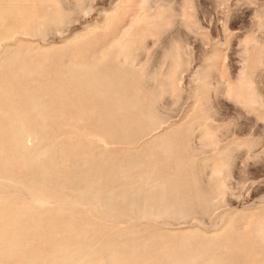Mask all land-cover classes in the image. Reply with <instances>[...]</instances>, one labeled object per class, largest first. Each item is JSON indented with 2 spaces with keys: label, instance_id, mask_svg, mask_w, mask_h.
<instances>
[{
  "label": "rangeland",
  "instance_id": "obj_1",
  "mask_svg": "<svg viewBox=\"0 0 264 264\" xmlns=\"http://www.w3.org/2000/svg\"><path fill=\"white\" fill-rule=\"evenodd\" d=\"M0 121V264H264V0H0Z\"/></svg>",
  "mask_w": 264,
  "mask_h": 264
},
{
  "label": "bare ground",
  "instance_id": "obj_2",
  "mask_svg": "<svg viewBox=\"0 0 264 264\" xmlns=\"http://www.w3.org/2000/svg\"><path fill=\"white\" fill-rule=\"evenodd\" d=\"M2 21H3V19H2ZM95 76L96 77H98V75L97 74H95ZM80 77H83V76H80V75H77L76 76V78H77V83L79 84V85H91V84H94V85H96L97 86V88H99V87H102L103 85H105L106 84V82L105 81H103V80H101V79H92V80H86L87 79V77H85V78H80ZM99 78V77H98ZM83 81H85V82H83ZM7 91H8V89H7ZM68 100V99H67ZM4 103V102H3ZM36 109V108H35ZM26 113V112H25ZM27 114V113H26ZM1 122V121H0ZM21 127V126H20ZM19 127V128H20ZM22 129V128H21ZM98 129V128H97ZM1 133V132H0ZM15 135V134H14ZM3 137H4V135H3ZM11 144V143H10ZM15 145H17L16 143H15ZM14 147V146H13ZM45 169H47V168H45ZM43 171H45V170H43ZM51 178V177H50ZM60 179V178H59ZM178 179H180V178H178ZM182 179V178H181ZM177 180V178L175 177V178H173V177H165V182H168V184L167 185H163V186H161V188H160V186H159V184H158V188H160L161 189V191H162V193H161V197L162 198H164L165 196H167V197H169V195L171 194V195H174L175 193H173L172 192V190H174V182ZM164 181V180H163ZM55 183V182H54ZM166 184V183H165ZM94 185V184H93ZM161 185V184H160ZM58 186V185H57ZM60 186V185H59ZM173 187V188H172ZM156 188H157V186H156ZM155 188V189H156ZM177 188L175 187V190H176ZM153 191V190H152ZM155 191V190H154ZM105 192V191H104ZM183 193V192H182ZM146 194H148V193H146ZM145 194V195H146ZM149 195H151V194H149ZM155 193H154V197H155ZM147 196V195H146ZM149 198V197H148ZM151 198H152V195H151ZM161 198V199H162ZM145 199H147L146 197H145ZM154 199V198H153ZM79 201V200H78ZM154 201H155V199H154ZM154 201H151L152 203H156V202H154ZM163 201L165 202V200L163 199ZM106 202V201H105ZM81 203V202H80ZM85 203V202H84ZM102 203H104V202H102ZM86 204V203H85ZM105 204V203H104ZM161 204H162V201H161ZM165 204L168 206V207H171V209H172V206L173 205H175V204H173V203H166L165 202ZM174 207V206H173ZM174 209V208H173ZM175 211H176V209L175 210H173V213H175ZM172 212V211H171ZM175 216V215H174ZM88 221V220H87ZM177 250V249H176ZM126 251H127V249H126ZM118 254H120V253H118ZM117 252L116 251H110V254H108L107 256H106V258H101L100 260H105L106 261V264H122V263H120L121 262V260L120 259H118L117 258ZM133 255V258H132V260L130 259H128L127 261H128V263L129 264H138V262H139V260H142V259H139L140 257H143V258H145L146 256L145 255H139V254H132ZM199 253H195V254H192V253H188V252H184V253H182V255L181 256H179V257H171V256H165V258H164V262H165V264H197L196 263V261L198 260V259H200V257H199ZM135 256V257H134ZM120 257H121V255H120ZM162 258V257H161ZM141 262H143V261H141ZM141 262H139V263H141ZM211 260H205V262H203V263H201V264H211ZM200 263V262H199ZM103 264H105V263H103ZM142 264V263H141Z\"/></svg>",
  "mask_w": 264,
  "mask_h": 264
}]
</instances>
